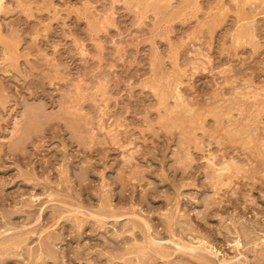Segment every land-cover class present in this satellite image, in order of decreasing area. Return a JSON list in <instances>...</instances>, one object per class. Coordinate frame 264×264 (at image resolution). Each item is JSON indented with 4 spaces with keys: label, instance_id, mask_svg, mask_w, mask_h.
<instances>
[{
    "label": "rangeland",
    "instance_id": "obj_1",
    "mask_svg": "<svg viewBox=\"0 0 264 264\" xmlns=\"http://www.w3.org/2000/svg\"><path fill=\"white\" fill-rule=\"evenodd\" d=\"M0 264H264V0H1Z\"/></svg>",
    "mask_w": 264,
    "mask_h": 264
},
{
    "label": "bare ground",
    "instance_id": "obj_2",
    "mask_svg": "<svg viewBox=\"0 0 264 264\" xmlns=\"http://www.w3.org/2000/svg\"><path fill=\"white\" fill-rule=\"evenodd\" d=\"M0 2H1V0H0ZM189 246V245H188ZM128 253V252H127ZM202 262V261H201Z\"/></svg>",
    "mask_w": 264,
    "mask_h": 264
}]
</instances>
